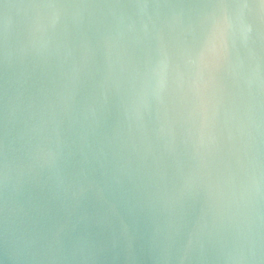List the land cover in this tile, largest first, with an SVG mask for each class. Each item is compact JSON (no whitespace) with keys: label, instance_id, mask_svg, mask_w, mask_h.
I'll use <instances>...</instances> for the list:
<instances>
[{"label":"water","instance_id":"1","mask_svg":"<svg viewBox=\"0 0 264 264\" xmlns=\"http://www.w3.org/2000/svg\"><path fill=\"white\" fill-rule=\"evenodd\" d=\"M0 264H264V4L0 0Z\"/></svg>","mask_w":264,"mask_h":264},{"label":"snow or ice","instance_id":"2","mask_svg":"<svg viewBox=\"0 0 264 264\" xmlns=\"http://www.w3.org/2000/svg\"><path fill=\"white\" fill-rule=\"evenodd\" d=\"M260 3H261V4H264V0H260Z\"/></svg>","mask_w":264,"mask_h":264}]
</instances>
